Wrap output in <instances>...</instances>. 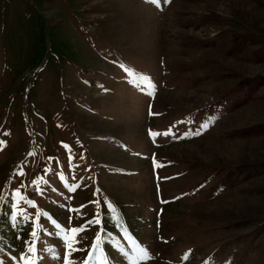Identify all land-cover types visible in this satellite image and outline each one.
I'll use <instances>...</instances> for the list:
<instances>
[{
  "label": "rangeland",
  "instance_id": "374dc122",
  "mask_svg": "<svg viewBox=\"0 0 264 264\" xmlns=\"http://www.w3.org/2000/svg\"><path fill=\"white\" fill-rule=\"evenodd\" d=\"M0 141L2 264H264V0H0Z\"/></svg>",
  "mask_w": 264,
  "mask_h": 264
},
{
  "label": "snow or ice",
  "instance_id": "6c2138e0",
  "mask_svg": "<svg viewBox=\"0 0 264 264\" xmlns=\"http://www.w3.org/2000/svg\"><path fill=\"white\" fill-rule=\"evenodd\" d=\"M151 134L155 135V133H151ZM168 134L169 133H165V135H168ZM194 134L199 135L200 133L197 131ZM184 135L187 136L188 133L185 132ZM0 143H2V141H0ZM64 147L66 149H68V151H69V164L71 165L72 158H73L72 154H71V149L67 145H65ZM21 175H23V173H21ZM69 187H70V190H73V189H71V186H69ZM19 194H20V188H17L16 193L13 196V201H15V197L18 196ZM21 199L24 200V202L27 203L29 206H34V202L31 199H28L26 197H21ZM5 202L7 203V198H5ZM95 203L104 204L105 202L104 201H96ZM40 215L41 214L38 212L37 216H40ZM11 217H12L13 222H15L18 217L25 219V222H27L28 220L31 219L30 217H28V214L23 209L19 208L18 204L15 202L11 203ZM100 222H101L100 221V214H97L95 217L87 220L88 225L99 224ZM55 227L59 228L60 225L56 224ZM84 230L85 229L83 227H77V228L71 229V231L73 233H79V232H82ZM41 231H43L42 228H41ZM29 235L32 237L37 236V221H32V231L29 233ZM23 243H24L25 247H27L29 252H35L36 249H35V242L34 241L32 243H29V241L25 238V239H23ZM65 247L68 248L69 251L63 254V264H72V261L70 260L69 255L72 251H79V249L73 248L70 241L65 243ZM12 259L16 260L17 258L13 257ZM19 259L23 261V264H33V262L28 260L27 257L24 255L23 250H21V254H20ZM0 264H2V262H0ZM84 264H88V261L85 260Z\"/></svg>",
  "mask_w": 264,
  "mask_h": 264
}]
</instances>
